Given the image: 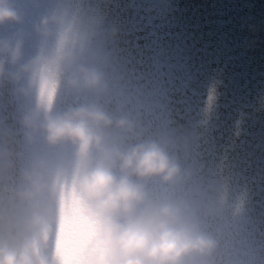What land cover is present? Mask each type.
<instances>
[{
	"label": "clouds",
	"instance_id": "clouds-1",
	"mask_svg": "<svg viewBox=\"0 0 264 264\" xmlns=\"http://www.w3.org/2000/svg\"><path fill=\"white\" fill-rule=\"evenodd\" d=\"M41 4L0 0V89L16 110L0 127V264H213L215 224L242 216L244 195L200 179L189 135L105 107L114 25L79 0Z\"/></svg>",
	"mask_w": 264,
	"mask_h": 264
},
{
	"label": "bare ground",
	"instance_id": "bare-ground-1",
	"mask_svg": "<svg viewBox=\"0 0 264 264\" xmlns=\"http://www.w3.org/2000/svg\"><path fill=\"white\" fill-rule=\"evenodd\" d=\"M79 2L118 29L106 44L115 83L105 107L151 132L189 135L200 179L220 175L244 195L243 215L215 224L213 264H264V0H165L163 19L148 12L151 0ZM15 112L0 89V127Z\"/></svg>",
	"mask_w": 264,
	"mask_h": 264
}]
</instances>
